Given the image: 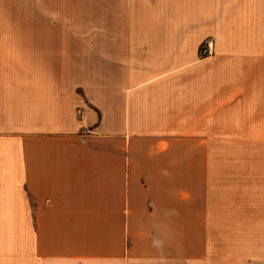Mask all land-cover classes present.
Wrapping results in <instances>:
<instances>
[{
	"label": "crops",
	"instance_id": "1",
	"mask_svg": "<svg viewBox=\"0 0 264 264\" xmlns=\"http://www.w3.org/2000/svg\"><path fill=\"white\" fill-rule=\"evenodd\" d=\"M261 137L264 0H0V264H214L212 145Z\"/></svg>",
	"mask_w": 264,
	"mask_h": 264
},
{
	"label": "rangeland",
	"instance_id": "2",
	"mask_svg": "<svg viewBox=\"0 0 264 264\" xmlns=\"http://www.w3.org/2000/svg\"><path fill=\"white\" fill-rule=\"evenodd\" d=\"M209 192L214 264H264V138L212 145Z\"/></svg>",
	"mask_w": 264,
	"mask_h": 264
},
{
	"label": "built area",
	"instance_id": "3",
	"mask_svg": "<svg viewBox=\"0 0 264 264\" xmlns=\"http://www.w3.org/2000/svg\"><path fill=\"white\" fill-rule=\"evenodd\" d=\"M214 47H213V40L209 39V40H204V42H202L201 47H200V56L201 57H211L214 55ZM83 114L84 111L83 110H78L77 111V117L79 120H83Z\"/></svg>",
	"mask_w": 264,
	"mask_h": 264
}]
</instances>
